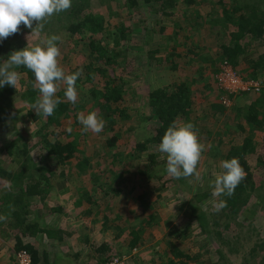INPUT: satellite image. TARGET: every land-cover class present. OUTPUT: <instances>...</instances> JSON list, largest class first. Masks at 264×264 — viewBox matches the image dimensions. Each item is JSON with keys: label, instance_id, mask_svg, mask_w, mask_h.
Wrapping results in <instances>:
<instances>
[{"label": "trees", "instance_id": "1", "mask_svg": "<svg viewBox=\"0 0 264 264\" xmlns=\"http://www.w3.org/2000/svg\"><path fill=\"white\" fill-rule=\"evenodd\" d=\"M92 1L72 0L70 9L54 14L44 22V31L39 30L43 40L53 34L65 32L70 40L80 36L79 40L88 41L85 43L86 54H83L82 65L73 67L71 64L68 65V61L66 63L61 61L60 65L66 74H72L83 68V74L76 82L79 92L75 104L65 98V85L61 82L56 93L61 103L56 107L54 114L48 118L38 115L33 107L40 95L38 86H34V73L23 66L16 68L26 75V82L22 81V84L29 86L24 93L20 94L21 96L19 95L21 101L28 104V109L24 107L22 110H17L16 119L20 115L22 116L20 122L23 121V124L27 120L32 124L40 122L41 124L31 131L26 129V126L24 130L14 127L15 139L12 140V137L8 140L0 149V154L6 152L12 158L27 157L31 151L30 145L37 142L40 149L45 150V154L40 163L34 161L35 174L33 175L28 174L30 171L24 169L25 164H22V170L10 173L1 167L0 162V179L6 184H12L8 192H0V212L5 217L3 220L9 221V224L5 226V233L8 232L7 228L19 231L13 238V246L4 244L0 248L2 253L0 257L7 256L8 259L13 260V264H18L17 255L27 251L31 255L33 264H54L50 259L52 255L47 250L48 244L50 242L62 244L66 239L73 237V233L65 232L53 225L42 227L43 223L40 219H34L33 222L26 219L29 214L27 209L33 201L34 205L37 199L43 204L41 212H53V216L65 214L64 208L55 210L48 204L52 202L50 199L53 195L52 187H58V191L62 193L68 189L69 182L65 171L54 178L56 174L52 172L51 162L56 161L66 167L71 166L72 169L75 168L72 171L76 170L79 174L92 170L94 184L108 183L109 187L104 195L112 191L115 195H121L124 192L139 193L146 187L142 186V180L145 181L151 175L158 174L154 169L158 165L156 161L158 153L152 151V148L158 149L161 138L173 122L177 125L191 122L200 142L204 145L203 154L207 151L206 159L223 161L237 158L246 176L231 197H218V201L222 199L227 201L225 208L217 211L214 207L212 210L199 213L197 208H189L191 214L185 216L183 228L176 234L179 239H183L182 234L193 227L192 219H195L201 230L198 236L206 240L213 236L219 239H215V243L212 239L206 241L204 245H199L197 254L189 252L191 250H185L182 242L180 245L169 242L170 253L175 259H170L167 264H212L208 255L213 244L216 245V252L220 255V262L217 264L222 262L239 264L240 259L244 260L242 264H264V238L261 235L259 239L253 238V225L246 229L247 232L242 231L238 234L234 242L226 239L222 232L219 233L222 218L235 221L244 208L243 214L246 221L254 216L253 210L247 208V205L258 189L253 176L255 167L261 171L263 181L259 186L260 194L256 197L257 205L264 208V91L258 96L228 94L233 103L231 107L235 113V119L231 117L228 123L219 127H209L208 123L211 116L217 122L229 109L220 103V98L225 93L220 90L215 78L221 64L228 62L246 81L250 79L264 81V51L256 52L264 49V0H217V2L216 0H143L148 17L154 14L163 16L162 19L157 20L156 28L152 30L153 33L159 34L164 42V46H157V49L148 48L151 46L149 41H146V45L135 42V37H138L135 32L139 30V24L142 23L146 29L145 14L141 15L143 10L138 0H118L120 2L116 6L111 5L114 0H105V4L99 10L92 8L90 4ZM177 9L180 12L177 13ZM140 16L141 18H138ZM177 16L183 22L173 26L172 34L167 33L168 23L165 22V18ZM131 20L133 23L130 25ZM37 24L38 22H34L33 28ZM218 37L221 39V44L209 46L208 40L215 41ZM60 51H62L61 48ZM62 53L65 54L66 49ZM209 58L211 72L206 75L205 64ZM243 65L247 69L239 70V67ZM162 66L170 71H163ZM150 68L158 69L157 71L166 76V80L163 76L161 79L160 73L157 72L150 78L155 85L145 86L144 81L147 82V75L149 76L150 72L154 73ZM186 73L190 76L185 75ZM128 74H133L130 77L134 84L130 88H128L130 84ZM126 77L129 80H126ZM84 84L92 85L91 90L86 91ZM137 85L144 86L145 97L140 95L138 102L134 101L135 106H133L125 98ZM7 87L6 90L1 89L0 98L4 99L7 108L11 110L14 107V103L10 102L11 97L16 94V91L10 85ZM212 99H216V102ZM136 105L141 106L143 111L139 121L146 123L147 129L150 128L152 132V136L144 141L138 139L135 128L129 127V130L127 128L125 132L121 130L123 126H127L125 123L135 118L134 115L140 111ZM4 109L6 110V107ZM83 111H95L105 121L104 129L108 131L107 137L100 141L102 150H97L93 154L89 153V149L94 141L91 143L86 139L89 137L85 134L83 126L81 125L79 131H73V128L80 125L78 114ZM3 113L0 110V121L8 122L9 117H5ZM14 117L15 115L10 117V121ZM69 118L75 119V123L67 130L62 129L61 122ZM24 133L29 135L28 141H24L19 148L20 137L23 140ZM144 133L145 131L139 134L144 135ZM81 138L84 140L81 141ZM14 150L18 152L14 153ZM143 155H147L149 166L146 165L144 169L141 168L130 175L129 164L137 163L140 166ZM254 156L257 160L253 164ZM92 158L96 159L97 169L92 165ZM15 161L21 163L20 160L15 159ZM213 167L215 166L209 165L206 174H202L204 185L194 187V198L199 202L214 199L212 196ZM186 179L196 180L195 176L180 179L169 177V181L164 184L174 187L176 183H182ZM69 187L76 188L77 185L72 181ZM81 192L84 194L85 201L93 206L86 213L92 217L95 216L94 221L99 222L98 216L102 212L98 211V207L94 209L96 201L90 198L89 192L85 189ZM146 197L147 194L144 193L139 196V199L143 201ZM75 204L81 210L85 202L80 200ZM112 207L108 210V214L115 216L114 221H118L117 226L112 227L117 231L114 242L130 250L145 246L148 240L142 235V229L120 228L118 224L122 218L117 211L119 202ZM144 214L145 219L150 223H158L162 217L156 208H153V204L148 202L145 205ZM110 219L106 217L108 222L111 221ZM142 223L146 224V221ZM107 226L111 227L109 224ZM103 228L100 230L101 234L106 232V228ZM229 228L230 224L226 223L224 229L229 230ZM31 237L38 238L36 244L26 242V239ZM89 241L90 237H87L86 242ZM238 241L243 244L242 247L246 244L247 248L243 250L247 252L239 250L238 260H232L230 255L236 249L226 250L225 246L235 247V242ZM110 248L106 242L98 248L97 252L102 256L99 264L108 261L109 258L105 260V256L111 250ZM82 257L83 253H58L55 261H57L56 264L58 262L61 264L59 260H62V264H78ZM84 258L86 262L90 260L87 256ZM157 261L162 262V256L153 262Z\"/></svg>", "mask_w": 264, "mask_h": 264}, {"label": "rangeland", "instance_id": "2", "mask_svg": "<svg viewBox=\"0 0 264 264\" xmlns=\"http://www.w3.org/2000/svg\"><path fill=\"white\" fill-rule=\"evenodd\" d=\"M119 2L120 1L118 0H114L112 1L111 5L116 6ZM138 2L140 3V8L143 10L141 15L143 16L145 14L144 19L146 20L145 21L146 24L144 23V25L146 29H144V26L142 23L139 24L140 28L139 30L135 32V34L138 35V37H135V42L146 45V41H149L151 42L150 44L151 46H149L148 48H152V49L153 48L157 49V46H160V47L164 46V42L160 39V35L153 33L152 31L156 28L155 24L157 20L159 18L162 19L163 16L161 14H154L148 17L146 15L148 13H147V9L144 6L143 0H138ZM90 4L92 8L99 10L105 4V0H93ZM206 9L207 11H209L208 7ZM178 12L180 11L177 9V13ZM138 18H141V16ZM165 22L168 23L167 33L172 34L173 26L182 23L183 20L178 16L175 18L166 17ZM132 23L133 22L131 20L130 25ZM142 29L144 30L148 29V31L144 32V30ZM32 31L33 29H29L25 27L22 23L19 26V31L16 34L10 35L8 38L3 40V42H0V63L6 61L9 55L13 51L21 50L25 48L28 42H29V45L34 46L36 44H39L43 40V38L40 36L42 33L39 35L41 31L38 30L34 33H32ZM58 35L61 37V42H59L60 44L59 47L61 48L62 51H65L66 49L65 54H63L64 52L62 53L61 51V55L58 58L59 64L61 65V61L65 63L66 61H68V65L71 64V66L73 65V67L82 65V61L84 60L83 54H86L85 43H87L88 41L85 42V40L83 39L79 40L80 36L79 37L75 36L73 39L70 40V37L65 32H60ZM219 39L220 38L218 37V39L215 41L208 40L209 46L211 45L219 46L221 44V39L220 40ZM218 50L221 51L220 49ZM263 51L264 49L262 51L257 50L256 52L261 53ZM80 52L82 54H80ZM210 58L207 59L208 62L205 64L207 67L206 75H208L211 72ZM181 62L183 63V61ZM165 68L167 70L164 69V67L162 66L163 71H166V72L170 71L167 67ZM150 69H152L154 73L151 74L150 72L149 76L147 75L146 77L147 82L144 81L145 86L148 84L154 86L155 83H153V80L150 78H152V75L159 72L157 71L158 69H154V68H150ZM246 69L247 67L245 65L239 67V70H246ZM14 70L17 71L20 75H19L16 88L12 86L16 91V94L12 95L11 101H10L12 104L14 103L13 109L10 110L9 108H7L8 106L6 102L4 101V99L0 98V106L6 107V110L4 109V107H0V110L2 113L4 112L3 115L5 117H9L8 122L7 121L4 122L3 120L0 121V149L12 137H13L12 140L15 139L16 130L14 129V127H18L21 130H24V127L26 126V129L31 131L34 127L40 126L41 124V122L39 124H34V123L32 124L29 120H27L26 122L24 121L25 122L24 123L25 125H24L23 121L20 122L21 117H22L20 115H18L19 118L16 119L17 110H22L24 107L28 109V104H25L24 102L21 101L20 94L24 93L28 89L29 86L27 84L26 85L22 84V81L26 82V75L24 73H21L16 68H14ZM159 73L161 75L160 76L161 79L163 76L164 80H166V76L164 74L162 75L161 72ZM185 75L190 76L187 73ZM127 76L130 78L129 80V78L126 77V80L130 81V84L128 85V88H130V86L134 84L132 83L131 81L132 79L130 77V76H133V74L132 75L128 74ZM83 87L86 91H89L91 90L92 85L84 84ZM3 88L6 90L8 87L7 85H5ZM3 88H0V91ZM77 91L79 92L78 89ZM143 91H144V86H139V85H137V87L135 86L133 92H130L129 95L128 94L126 95V98H125L126 101L128 100L130 104H133V106H135L134 101L138 102L140 95L145 97V92ZM212 101L216 102V99H212ZM133 106L131 107L133 108ZM136 107H138L140 111H138L137 115H134L136 116L135 118H132L131 120L126 122L125 125L127 126L125 127L123 126L121 130L125 132L129 130V127L135 128L137 129L135 131V134L138 137V139H142L144 141L149 136L150 137L152 136L151 134L152 132L150 131V128L147 129L146 123L144 124L142 121L141 122L139 121L141 119L140 114L143 111L141 110V106L136 105ZM227 110L228 112H226L225 115L221 117V119L217 120V122L213 120L212 119L213 117L211 116V119L208 120L209 127L224 126L226 122L228 123L231 117L232 119H235L234 118L235 113L232 107ZM83 112L87 114L90 111L88 112L83 111ZM3 115L1 116L3 117ZM14 115H15L14 119L10 121V117H13ZM26 116L27 115H25V117ZM4 123H6V126H4ZM74 123H75V119L73 118L65 119L61 122L62 126L64 127V128L62 127V129L67 130L70 127H72ZM152 125H153V122H152ZM80 129H81V124L73 128V131L76 132V131H79ZM143 131H145L144 135L139 134L140 132H143ZM107 132L108 131L105 129H103V131L99 134L94 133L90 130L85 132V134L89 137L86 139H88L91 143L94 141L91 145V148L89 149L90 154H93L97 150L98 151L102 150L103 147L100 144V141L107 137ZM22 136H23V140L20 137L21 141H20L19 148L24 143V141H28L27 139L29 137V135L28 134L26 135V133H24ZM83 140L84 139L81 138V141ZM208 145H210V143H208ZM30 146L31 147L29 148V150L31 151L27 157L12 158V156L7 154L6 152H4L3 154H0L1 167L8 170L10 173H15L16 171L22 170V164H25L24 169H27L26 171L28 170L30 171V173L28 174H31V175L35 174L34 161H38V163H40L42 161L43 155L45 154V150L40 149L39 142L34 143ZM94 146H95V150L93 151ZM152 151H157L158 153V157L156 160L158 165L154 168L155 172L158 174L151 175L145 181L142 180V186L143 187L146 186L145 188H143L144 191L139 192V193H133V194H126L124 192L121 195H115V192L112 191L109 193L107 192L108 194L104 195L107 191V188L109 187L108 183L94 184V179H93L94 174L92 170H88L87 172L85 171L79 174V172L76 170L72 171L75 168L72 169L71 166L66 167L65 165H62V163L60 162H56V161L51 162L50 167L52 169V172L56 174L54 178L59 177L60 174L65 171L67 174L66 179L69 182H68V189H66V191L64 190L62 193L61 191H58V187L56 188L52 187L53 197L52 196L50 197L52 202L48 204H50L49 206L55 210H61L62 208H64L65 214L59 215V216L58 215L53 216V212H47V211L41 212V210H43V204L39 202V199H37V202L33 205V202H34L33 201L31 205L29 206V208L27 209L29 214L26 216V219L29 222H33L34 219H40V221H42L43 223L42 227L45 225L46 226L53 225V226H56V228L61 229L65 232L73 233V237L70 238V241L73 242L72 246L76 248V250L72 249L70 250L69 253L71 252H73L72 254L83 253V257L79 260L78 264H99V260L100 258H102V256L101 254L97 252V250L103 242L108 243V247H111L110 248L111 250L107 252V255L105 256V260H107L108 258L109 259L111 258L124 259L125 258L126 264H149V263L167 264V262L170 259H175V257L170 253L171 251L168 245L169 242L171 243L176 242V244L178 245L183 243L182 246L185 248V250L187 251L191 250L189 251L191 253H196V254L199 253V248H200L199 245H204L206 241H209L212 239H213L212 241L215 243L216 242L215 239H219V238L217 237L214 238L213 236L212 238H209V240H206L204 237L198 236V234L201 233L200 232L201 230L199 229L200 228L199 224L197 223L195 219H192L194 223L193 227H190L189 231L182 234V236L184 237L183 239H179L176 236V234L177 232H179L181 228H183L182 223L185 220V216L191 214L190 209H192V207L197 208L198 213L207 212L208 210H212L215 207L214 205L216 201H218V197H214V199L212 198L214 202H212L213 201L212 199H210L209 201L199 202L194 198V193H195L194 187L197 185H204L205 182H204V179H202V174H206V170L209 165L215 166L216 174H220L222 172V169L220 168V163L222 160L213 159V158L206 159L205 154H207V151H205L204 154L202 153L201 159L199 161L200 166H198L199 167L198 171L200 172V178L198 180L197 179L196 180L186 179L184 182L176 183L174 187H171L170 184L168 185L164 184L166 181H169V177H171L165 171L166 154L160 153L158 149H154V148H152ZM15 152L17 153L18 151L14 150V153ZM15 159L20 160L21 163H17ZM92 160H93L92 165L96 166V159L92 158ZM256 160L257 159L254 156L252 158L253 164L256 162ZM146 165L149 166V161L147 159V155H143V160L140 161V166H138L137 163L129 164V166L131 167L129 169L130 175L134 174L135 172H137V170H140L141 168L144 169V166ZM96 169H97V166H96ZM68 174H71V175H68ZM253 176H254V182L257 185L258 189L253 194L251 200L249 201L247 205V208H251L253 210L254 216L252 218H248V221H246L244 214H243L245 211V208H244L243 211L239 213L240 215L237 216V219L235 221H231L226 218L225 219L222 218L220 221L222 226L220 227L221 229L219 233L222 232L223 236L232 242H234L238 234H241L242 231L247 232L246 229L248 227H251L252 225L254 226V229L252 230L253 238L259 239L260 235L262 236V238H264V208L258 206L257 200H256V197H258L260 194L259 186L261 185L263 181L261 180V171H258L256 167L254 168ZM214 178L215 177L213 175V179ZM72 181L76 183L77 185L76 188L69 187V184ZM110 183L112 184L111 181ZM11 188H12V184L10 183L6 184L5 181L3 182L0 179V192L1 191L8 192V190H10ZM82 189L83 190L85 189V191H88L90 198L93 201H96V206L94 207V209L98 207V211L102 212V214L98 216L99 222L94 221L95 216L92 217V215L86 213V211L88 209L93 208V206L89 205V203L85 201L84 194L83 192H81ZM204 189L206 190V188ZM144 193L147 194V197L142 201L139 199V196ZM80 200H82L83 203L85 202L81 210H79L77 208L78 206L75 204L77 203V201H80ZM117 202H119V209L117 211L120 213L119 217L121 216L122 218V221H120L121 223L119 222L118 224L120 228H125L127 230L129 228H134V227L138 229L140 228L142 229L141 230L142 235L148 240V243L145 246L141 247L140 249H135V250L126 249L124 248L123 245L114 242L117 231L112 229V227L117 226L118 221H114L115 216L111 215L110 213L108 214V210L112 209L113 208L112 206ZM147 202L149 204H153V208L154 209L156 208V211L162 216L158 223H155V222L150 223L145 219L146 216L144 214V209H145V205ZM0 215H1V212H0ZM106 217L111 218L110 219L111 221L108 222L106 220ZM144 220L146 221V224L142 223ZM11 222H12V218H11ZM226 223L230 224L229 230L224 229ZM8 224H9V221L0 220V248L4 244L13 246L14 244L13 238H15L16 237L15 234H18L19 232L18 230L12 231L9 228H7L8 232L5 233V230H6L5 226ZM107 224H109L111 227L107 226ZM103 227L106 228V232L101 234L100 230L104 229ZM87 237H90V241L88 243L86 242ZM227 237H231V238H227ZM7 239H9V242H7ZM28 241L36 244V241H38V238L31 237V238L26 239V242ZM235 245H236L235 247L225 246L226 250L236 249V251L230 255L232 257V260H238L237 259L238 251L243 250L245 247L247 248L246 244H245V247H242L243 244L239 241L235 242ZM215 246L216 245L213 244L212 247L209 249L210 254L208 256H209V259H211L212 264H217L220 262L219 261L220 255L216 252ZM60 250H63V248H60ZM243 251L245 253L247 252V250H243ZM202 252L205 253L204 250H202ZM164 253L167 255H165ZM1 254L2 253H0V255ZM4 255H7V254H4ZM87 255L94 259L93 260L90 259L88 262L83 261L85 260L84 256H87ZM161 256H162V262L161 261H157L155 263L153 262L155 259H158ZM0 261H1V264H13V260L8 259L7 256L0 257ZM59 261L62 264V260H59ZM243 262L244 260L240 259L239 264H242ZM221 264H225V263L222 262Z\"/></svg>", "mask_w": 264, "mask_h": 264}, {"label": "clouds", "instance_id": "3", "mask_svg": "<svg viewBox=\"0 0 264 264\" xmlns=\"http://www.w3.org/2000/svg\"><path fill=\"white\" fill-rule=\"evenodd\" d=\"M72 6V0H0V42L19 31L23 25L33 29L32 33L43 30L46 22L54 14L66 11ZM38 22L33 28V23ZM59 42L61 37L53 34L34 46L29 45L21 50L13 51L6 61L0 63V88L10 85L16 88L19 73L14 70L20 66L31 70L38 86L39 97L34 104L38 115L44 118L52 116L61 103L56 96L59 85H65V98L75 104L78 99L77 80L83 74V68L72 74H66L60 66L61 55ZM78 121L85 131L101 133L105 121L95 111L78 114ZM160 153L166 154V173L176 179L195 176L198 180L200 172L198 164L204 151L194 125L191 122L177 125L173 122L164 133L158 145ZM222 172L216 174L213 167L214 181L212 196L231 197L237 186L245 179L246 173L237 158L223 160L220 163ZM217 211L227 206L226 200L215 203ZM5 219L0 215V220Z\"/></svg>", "mask_w": 264, "mask_h": 264}, {"label": "built area", "instance_id": "4", "mask_svg": "<svg viewBox=\"0 0 264 264\" xmlns=\"http://www.w3.org/2000/svg\"><path fill=\"white\" fill-rule=\"evenodd\" d=\"M216 81L220 90L225 94L220 98V103L226 108H230L233 103L228 94H251L260 95L264 91V81L255 79L244 80L232 65L224 62L220 65L216 75ZM18 264H33L31 255L27 251H22L17 255ZM104 264H126V260L121 258H111Z\"/></svg>", "mask_w": 264, "mask_h": 264}, {"label": "crops", "instance_id": "5", "mask_svg": "<svg viewBox=\"0 0 264 264\" xmlns=\"http://www.w3.org/2000/svg\"><path fill=\"white\" fill-rule=\"evenodd\" d=\"M73 242H71L70 241V239L68 238V239H66L65 240V242L64 243H62V244H55V243H52V242H50L49 244H48V246H47V250H48V252H50V254L52 255L51 256V260L54 262V264H56L57 263V261H55V256H57V254L58 253H60V254H66V253H69L70 252V250H76V248H74L73 246ZM72 246V247H71ZM60 248H63V250H60ZM53 250V251H52ZM73 252H71V254H72ZM87 257L89 258V259H91V260H93L94 258H92V257H90V256H88L87 255ZM87 259V258H86ZM88 259V260H89ZM83 261H85V260H83ZM86 262V261H85ZM76 263V262H75Z\"/></svg>", "mask_w": 264, "mask_h": 264}]
</instances>
